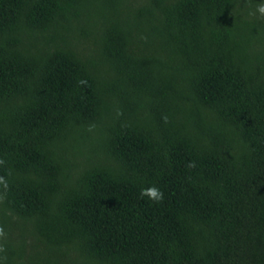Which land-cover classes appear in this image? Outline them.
Instances as JSON below:
<instances>
[{
    "label": "trees",
    "instance_id": "16d2710c",
    "mask_svg": "<svg viewBox=\"0 0 264 264\" xmlns=\"http://www.w3.org/2000/svg\"><path fill=\"white\" fill-rule=\"evenodd\" d=\"M258 3L0 0V264H264Z\"/></svg>",
    "mask_w": 264,
    "mask_h": 264
},
{
    "label": "clouds",
    "instance_id": "9594fccd",
    "mask_svg": "<svg viewBox=\"0 0 264 264\" xmlns=\"http://www.w3.org/2000/svg\"><path fill=\"white\" fill-rule=\"evenodd\" d=\"M256 13L264 16V0H259V3L256 6ZM189 166H194V163L189 162ZM0 184H7V181L4 177H0ZM140 196L147 197L153 202H159L164 198V193L158 186L152 184L147 187H142L140 189ZM0 234H2V229H0Z\"/></svg>",
    "mask_w": 264,
    "mask_h": 264
},
{
    "label": "rangeland",
    "instance_id": "374dc122",
    "mask_svg": "<svg viewBox=\"0 0 264 264\" xmlns=\"http://www.w3.org/2000/svg\"><path fill=\"white\" fill-rule=\"evenodd\" d=\"M88 149L84 148V151H87Z\"/></svg>",
    "mask_w": 264,
    "mask_h": 264
}]
</instances>
